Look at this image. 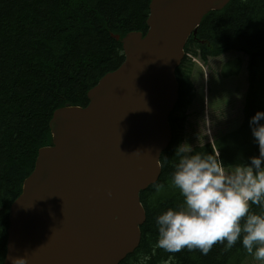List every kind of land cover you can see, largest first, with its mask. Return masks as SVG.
<instances>
[{"label":"trees","instance_id":"1","mask_svg":"<svg viewBox=\"0 0 264 264\" xmlns=\"http://www.w3.org/2000/svg\"><path fill=\"white\" fill-rule=\"evenodd\" d=\"M151 2L0 0V264L7 253L11 206L21 196L39 150L52 145L54 112L89 105V91L125 60L121 40L129 33L146 34ZM229 52L248 59L242 122L217 136L214 144L206 142L191 150L219 156L226 170L259 156L249 121L264 112V0H231L224 10L209 13L185 47V54L205 63ZM193 68L186 55L176 71L179 100L169 120L172 141L160 160L158 183L164 189L156 192L151 185L140 193L146 212L141 242L120 264H162L170 255L169 264H245L252 258L239 241L229 250L218 243L206 256L199 250L170 254L155 248L154 217L183 202L170 185L178 162L176 149L185 143L187 110L196 99ZM241 72L240 59L229 61L221 69V80L236 78ZM252 210L260 211L255 205Z\"/></svg>","mask_w":264,"mask_h":264},{"label":"water","instance_id":"2","mask_svg":"<svg viewBox=\"0 0 264 264\" xmlns=\"http://www.w3.org/2000/svg\"><path fill=\"white\" fill-rule=\"evenodd\" d=\"M230 2L152 0L147 33L122 40L123 64L88 93L89 105L54 113L53 145L10 209L4 264H120L138 249L140 192L158 182L172 141L184 48Z\"/></svg>","mask_w":264,"mask_h":264},{"label":"clouds","instance_id":"3","mask_svg":"<svg viewBox=\"0 0 264 264\" xmlns=\"http://www.w3.org/2000/svg\"><path fill=\"white\" fill-rule=\"evenodd\" d=\"M264 112L249 121L259 156L249 163L228 167L215 154L192 153L181 144L175 152L178 162L171 174V187L183 202L154 217L157 226L155 248L174 254L184 249L208 255L216 244L225 250L239 241L246 253L264 264ZM156 192L164 189L154 183ZM258 206L259 213L252 210ZM147 259V258H145ZM173 259L170 255L169 264Z\"/></svg>","mask_w":264,"mask_h":264},{"label":"rangeland","instance_id":"4","mask_svg":"<svg viewBox=\"0 0 264 264\" xmlns=\"http://www.w3.org/2000/svg\"><path fill=\"white\" fill-rule=\"evenodd\" d=\"M194 58L196 66L193 68L192 81L196 87V100L187 111L185 130V146L191 150L206 142L214 144L217 136L240 126L249 85L246 70L248 59L241 53L229 52L218 59H211L205 65L200 59ZM235 59H240L242 63L240 76L221 82V68ZM245 264L260 262L250 258Z\"/></svg>","mask_w":264,"mask_h":264},{"label":"bare ground","instance_id":"5","mask_svg":"<svg viewBox=\"0 0 264 264\" xmlns=\"http://www.w3.org/2000/svg\"><path fill=\"white\" fill-rule=\"evenodd\" d=\"M54 113H55V112H54ZM51 120H52V119H51ZM42 149H43V148H42ZM40 150H41V149H40ZM40 150H39V151H40ZM38 155H39V152H38ZM37 158H38V157H37ZM36 161H37V160H36Z\"/></svg>","mask_w":264,"mask_h":264}]
</instances>
